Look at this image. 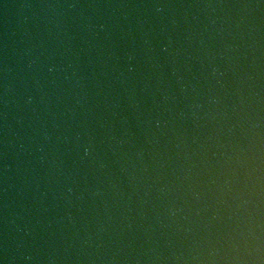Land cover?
Listing matches in <instances>:
<instances>
[{
	"label": "water",
	"instance_id": "water-1",
	"mask_svg": "<svg viewBox=\"0 0 264 264\" xmlns=\"http://www.w3.org/2000/svg\"><path fill=\"white\" fill-rule=\"evenodd\" d=\"M0 264H264V0H0Z\"/></svg>",
	"mask_w": 264,
	"mask_h": 264
}]
</instances>
